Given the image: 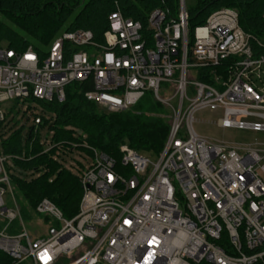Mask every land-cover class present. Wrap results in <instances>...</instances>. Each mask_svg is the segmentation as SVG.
I'll return each instance as SVG.
<instances>
[{"label":"built area","instance_id":"2783aa9c","mask_svg":"<svg viewBox=\"0 0 264 264\" xmlns=\"http://www.w3.org/2000/svg\"><path fill=\"white\" fill-rule=\"evenodd\" d=\"M109 22L102 43L75 30L45 54L33 43L23 51L0 45V251L15 264H264V143L235 147L194 127L209 112L220 129L264 133V40L244 32L230 8L191 31L186 0L176 19L155 11L145 27L120 13ZM216 66L226 73L201 81L200 71ZM75 83L88 84L85 98L108 113L152 93L168 110L164 148L151 157L123 144L119 161L71 149L83 189L78 214L67 219L43 199L33 213L46 234L11 235L12 222L23 224L12 177L37 174L18 167L25 153L7 155L3 143L21 129L24 145L38 134L44 153L59 147L53 159L64 165V144L50 131L56 115L45 105L63 103Z\"/></svg>","mask_w":264,"mask_h":264},{"label":"trees","instance_id":"16d2710c","mask_svg":"<svg viewBox=\"0 0 264 264\" xmlns=\"http://www.w3.org/2000/svg\"><path fill=\"white\" fill-rule=\"evenodd\" d=\"M221 8L236 10L244 32L264 40V0H199L189 10L190 30L203 25L212 12ZM178 9L179 0H0V45L7 43L10 48L23 51L33 43L37 50L45 54L44 51L61 32L75 30L90 31L95 40L102 43L113 13H120L145 27L153 12L162 11L167 20H171L177 18ZM254 50L258 52L256 46ZM65 55L68 58L67 50ZM224 70V66L202 69L200 79L211 83L210 77L218 72L225 74ZM89 90L88 84H71L66 88L63 103L55 101L45 105L56 115L50 127L54 143H86L89 148L117 161L120 160L119 149L123 144L151 157L162 152L170 130L168 110L152 93H147L126 112L106 114L85 98ZM76 132L82 135L78 136ZM22 134L23 129L3 143L7 155L25 153L26 160L16 162L18 167L36 171V176H39L30 182L12 177L15 193L24 201L20 205L22 220H31L29 211L34 212L43 199L54 203L67 219L74 218L83 196L80 180L53 159V150L44 153L38 134L28 135L25 145ZM85 150L91 152L88 148ZM20 224L19 220L12 222L8 233H20ZM2 227L3 224L0 225ZM0 264L15 263L0 251Z\"/></svg>","mask_w":264,"mask_h":264},{"label":"rangeland","instance_id":"374dc122","mask_svg":"<svg viewBox=\"0 0 264 264\" xmlns=\"http://www.w3.org/2000/svg\"><path fill=\"white\" fill-rule=\"evenodd\" d=\"M198 1L199 0H186L187 8L189 10L194 8L197 5ZM0 19H2V16H0ZM172 94H174L173 90L165 91L162 94V97L169 98L172 96ZM172 104L176 106L177 100H174ZM99 111L102 113L109 114L108 112L102 109H99ZM217 119H218L217 116L209 112H201L197 114L196 116V122L194 124L195 130L200 135L208 138L209 140L217 141V142H224L229 145L240 147V148H244L248 146H255L257 143H264V133H261V132L257 133V132L246 131V130L220 129L216 125ZM76 133H78V136L82 135V133L80 132H76ZM46 135H47V132L44 133V135L42 136L43 142L46 141L45 140ZM83 137L85 139V136ZM86 146H88L86 143H80V142H76V143L70 142L69 143L68 142V143H64V146L61 149L63 154L66 155L67 161H64L65 163L63 162L64 165L62 164L60 165H62L63 169H65L66 171H68L73 176L77 177L78 179H79L78 177V172H79L78 165L79 164L76 162L78 159L74 161V157H78V154L74 153V156L71 157L70 156L71 149L74 148V150L76 151L81 150L82 152L86 153L87 151L84 148H82ZM58 149L59 147L53 150L54 151L53 158L54 156L56 157V152H57L56 150ZM38 177L39 176H33L32 178H29L26 176H20V179L30 182L31 180L37 179ZM15 198H16V202L20 209L21 207L20 205H23L24 201L21 196L17 195V193H15ZM5 200L8 202L10 206H12L9 194L5 196ZM29 213L32 215V219L29 221L24 220L23 224H20V229L23 230V228H25L28 231L32 239H37V238H40L41 236H44L47 232V226L41 221L40 218L34 215L33 211H29Z\"/></svg>","mask_w":264,"mask_h":264}]
</instances>
